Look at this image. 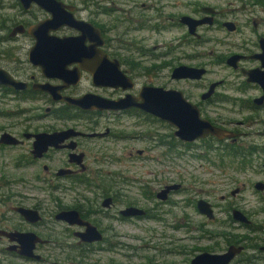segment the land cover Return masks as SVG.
<instances>
[{
    "label": "flooded vegetation",
    "instance_id": "1",
    "mask_svg": "<svg viewBox=\"0 0 264 264\" xmlns=\"http://www.w3.org/2000/svg\"><path fill=\"white\" fill-rule=\"evenodd\" d=\"M60 1L71 22H58L49 33L71 40L74 50L67 59L60 52L67 61L61 76H48L30 59L36 44L30 28L52 14L36 0L30 7L22 0H0V8L16 10L0 15V43L8 45L0 50V70L25 83H0V151L14 150L18 156L16 170L0 169V264H124L119 226L144 220L233 225V232L220 229L212 236L222 244L199 249L185 264L201 252L221 254L232 245L242 250L229 264H264V189L256 188L264 179L253 185L260 197L256 202L245 193L247 181L234 177L228 188L217 181L210 182L212 188L197 187V176L185 184L186 166L198 159L219 167L229 163L233 172L255 167L264 173V159L257 160L264 153V99L258 100L264 86L253 79L264 70V0ZM115 59L124 84L96 83L94 73L109 70V60ZM211 64H226L231 72L208 77ZM186 65L204 68L202 76L184 75L179 68ZM42 84L55 86L61 95L124 100V106L70 104L56 100ZM144 85L181 91L202 118L236 134L180 137L171 119L128 104L140 101ZM236 113L246 115L237 119ZM56 132L59 139L38 155L35 134ZM5 133L18 142H8ZM115 161L165 167L151 169V175L104 169ZM28 164L34 169H24ZM217 192L221 203L214 199ZM200 199L211 203L213 216L200 210ZM69 210L80 217L62 215ZM236 210L247 219L238 218ZM88 224L97 226L101 239H83ZM237 226L247 233H236Z\"/></svg>",
    "mask_w": 264,
    "mask_h": 264
},
{
    "label": "water",
    "instance_id": "2",
    "mask_svg": "<svg viewBox=\"0 0 264 264\" xmlns=\"http://www.w3.org/2000/svg\"><path fill=\"white\" fill-rule=\"evenodd\" d=\"M22 1L26 7H30L33 0ZM36 1L44 6L52 14V16L30 28V32L36 37V44L30 50V59L35 64H41L48 76H61L60 69L62 70L65 68L67 62L66 59L70 56L74 49L70 46L71 40H60L55 38V36L51 35L49 31L52 27L56 26V23L71 22V20L64 17L60 7L62 4L60 0ZM19 26L23 28V25ZM60 52H64L67 55L66 59L62 54H60ZM179 69H183V74L191 77H201L204 72V68H196L187 65L181 66ZM123 75L124 72L120 69L119 60H109V70L105 69L104 71L95 72L94 80L98 84L119 86L120 84H124ZM253 79L259 80L264 86V70ZM0 83H6L17 87L25 84L24 82L16 81L12 77L5 76L2 70H0ZM41 88L52 92L56 100L61 99L70 104L82 107L98 106L102 108H120L121 106H124V100H109L97 94H85L79 97L61 95L58 93L56 87L51 84H42ZM139 99L140 101H131L128 104L141 106L145 110L166 120L171 119L178 127L176 133L186 140H194L196 138L205 137L209 134H214L220 138L230 137L232 134H236L235 132L232 133V131L227 128L214 125L208 119L202 118L200 116L199 109L195 105L189 103L181 91L167 89L163 86L144 85L141 89ZM263 99L264 97H260L258 100ZM58 135L59 132L53 134H35V152L37 153L38 151L37 154H41L40 152L45 150L49 144H53L59 139ZM5 137L8 142H18L14 136L9 135L8 133L3 135V138ZM256 188L263 190L264 182L262 180H258L256 182ZM199 208L202 212L207 213L209 216H213L211 203L207 200L200 199ZM129 209H134V207ZM134 210L137 211V208ZM134 210L133 212H135ZM62 215L70 217L79 215V212L77 210H69L63 212ZM236 216L238 218L241 217L242 219H247L241 210H236ZM83 234L82 237L85 240L102 238L101 232L95 225L88 224V228ZM91 234L92 236L89 237ZM241 250V246L237 247L232 245L227 252L221 254L204 251L194 256L189 264H229L235 254Z\"/></svg>",
    "mask_w": 264,
    "mask_h": 264
},
{
    "label": "rangeland",
    "instance_id": "3",
    "mask_svg": "<svg viewBox=\"0 0 264 264\" xmlns=\"http://www.w3.org/2000/svg\"><path fill=\"white\" fill-rule=\"evenodd\" d=\"M2 5V3H0ZM15 15L16 10L12 8L3 7L0 8V15ZM7 20V19H6ZM2 34V33H0ZM11 45V44H9ZM7 43H0V50L4 47H7ZM20 50H25L23 46L20 45ZM191 53H200V50L190 48ZM224 53V50L222 51ZM195 61H198L197 59ZM191 62H194L191 61ZM212 72L208 77L222 76L229 74L231 72L228 65L224 64H211ZM36 105L31 101H28V106ZM246 113V112H245ZM248 113V112H247ZM264 116V112H261ZM246 114H235V117L241 118ZM41 123L39 121L35 122ZM257 125L253 123L251 130L254 131ZM253 137H259L260 135L254 134ZM123 144V143H122ZM122 144H117L122 145ZM20 151V149L18 148ZM160 152V148L158 150ZM16 151L14 150H4L0 151V169L1 170H9L15 169V159ZM262 157L264 159V153L259 154V158L257 160L260 162ZM254 161L253 164L259 163ZM161 163L158 162H148V163H140L135 161H115L104 164V169L112 170V171H125V169L129 171H125L130 175H135L137 173H146L151 175V169H156L159 171L160 169H164ZM186 168L190 171V173L185 174V179L187 182L185 184L188 185L190 179L193 176H197L200 179V183L198 186H204L205 188L214 187L211 185V181L219 182L218 185L220 187H227L232 183V177L237 178L239 182L247 181L249 184L248 190L245 192L247 195L251 196L256 202V199L260 197L256 196L254 189V183L258 179H264V173L258 171L256 172L255 167L248 168V170L240 171V168H237V171L233 172V169L229 163L225 165L216 166L207 161L193 160L189 161ZM24 169L32 170L31 164H28ZM37 169V168H35ZM177 169H183L177 166ZM185 173V170L183 171ZM178 175L175 173L174 177L176 178ZM189 177V178H188ZM210 180V181H209ZM205 182V184L203 183ZM196 185V184H194ZM220 189V188H219ZM51 190V188L46 189L45 194L47 195ZM137 192V190H135ZM216 198H214L218 203H221L219 199L220 192L214 194ZM257 201V202H258ZM189 211L191 214H195L196 218L203 219L198 213L192 209L185 210ZM224 214H220L219 217H223ZM206 223H208L206 221ZM119 229L123 232V236L120 238V242L123 245L120 247L121 253L123 255L122 259L124 264H185L189 257L195 254V252L199 251V249L205 247H212L214 245L222 244L217 239L212 238L214 233H217L220 229H226L228 231L233 232V225L231 226H223L216 225L214 223H209L206 225H199L197 223L193 224H181L176 225L175 222H165L158 220H144L141 221L138 225L135 224H121ZM236 233L243 234L247 233L244 227L237 226ZM186 247L185 252L177 253L178 248L184 246ZM173 249V251H170ZM176 250V251H175ZM109 254V251H107ZM111 253V251H110Z\"/></svg>",
    "mask_w": 264,
    "mask_h": 264
}]
</instances>
